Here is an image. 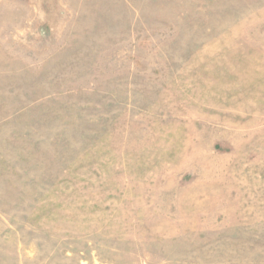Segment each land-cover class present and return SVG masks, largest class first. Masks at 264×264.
Returning a JSON list of instances; mask_svg holds the SVG:
<instances>
[{"label": "rangeland", "instance_id": "obj_1", "mask_svg": "<svg viewBox=\"0 0 264 264\" xmlns=\"http://www.w3.org/2000/svg\"><path fill=\"white\" fill-rule=\"evenodd\" d=\"M0 264H264V0H0Z\"/></svg>", "mask_w": 264, "mask_h": 264}]
</instances>
